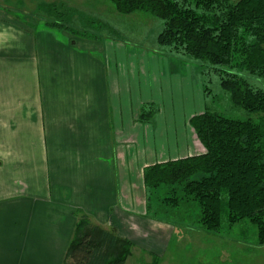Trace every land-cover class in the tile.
I'll return each mask as SVG.
<instances>
[{
  "label": "crops",
  "instance_id": "1",
  "mask_svg": "<svg viewBox=\"0 0 264 264\" xmlns=\"http://www.w3.org/2000/svg\"><path fill=\"white\" fill-rule=\"evenodd\" d=\"M59 4L0 0V264H63L78 209L133 242L125 264H162L176 227L147 215L143 169L168 153L116 145L138 135L142 101L157 93L144 80L143 96L140 75L134 93L125 46L51 20Z\"/></svg>",
  "mask_w": 264,
  "mask_h": 264
},
{
  "label": "trees",
  "instance_id": "2",
  "mask_svg": "<svg viewBox=\"0 0 264 264\" xmlns=\"http://www.w3.org/2000/svg\"><path fill=\"white\" fill-rule=\"evenodd\" d=\"M110 1L121 14L143 11L161 19L160 45L226 67L220 83L232 102L249 113H264V89L244 74L264 78V0ZM152 114L142 111L141 117ZM190 124L205 150L144 169L147 215L156 220L159 214L177 215L215 234L224 217L230 226L247 219L264 245V117L235 119L206 107ZM75 213L63 264H125L133 242L93 223L83 211Z\"/></svg>",
  "mask_w": 264,
  "mask_h": 264
},
{
  "label": "rangeland",
  "instance_id": "3",
  "mask_svg": "<svg viewBox=\"0 0 264 264\" xmlns=\"http://www.w3.org/2000/svg\"><path fill=\"white\" fill-rule=\"evenodd\" d=\"M60 1L67 3L60 5ZM57 2L60 15H50L51 20L56 18L63 23L60 25L77 34L99 37L104 34L109 43L125 46L126 77L134 79L136 76L139 80L141 76L142 82L147 80L151 86L149 93H157L155 100L142 101L137 113V121L142 126L141 131L135 133L138 135L118 138L116 143L125 146L126 150H142L141 159L146 151L149 160L156 145L159 152L168 153V160L170 156H173L171 159L181 158L183 153L176 152L192 149L193 145L198 147V152H204L190 119L193 114L205 111L206 107L235 119L258 121L264 117V113H249L232 102L230 93L220 83L221 73L226 67L214 68L160 45L157 36L163 28L161 19L143 11L121 14L110 0ZM43 13L46 15L47 11ZM118 40L120 44H117ZM244 74L251 84L264 89V78ZM146 82L141 86L143 96L147 95ZM132 83L136 89L134 93L139 94L140 86L135 79ZM142 111L153 114L150 119L145 120L144 117L143 120ZM159 215V221L176 227L171 239L173 245L162 264H189L188 259L197 257L208 260V263L203 260L201 264H264V245L258 244L257 228L247 219L230 226L224 217L221 232L215 234L191 221L183 222L177 215ZM181 226H189L194 232L184 233L180 230Z\"/></svg>",
  "mask_w": 264,
  "mask_h": 264
}]
</instances>
